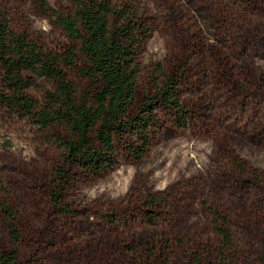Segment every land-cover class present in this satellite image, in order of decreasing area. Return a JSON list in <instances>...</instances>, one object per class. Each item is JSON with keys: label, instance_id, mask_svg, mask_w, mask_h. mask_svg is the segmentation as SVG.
Returning a JSON list of instances; mask_svg holds the SVG:
<instances>
[{"label": "trees", "instance_id": "1", "mask_svg": "<svg viewBox=\"0 0 264 264\" xmlns=\"http://www.w3.org/2000/svg\"><path fill=\"white\" fill-rule=\"evenodd\" d=\"M34 1L49 12V0ZM157 1L169 3L173 11L182 2ZM69 2L70 12L54 14L66 39L56 48L14 28L0 12V112L40 131L58 130L54 142L61 149L50 175L41 178L43 213L35 207L31 222L1 187L0 264H243L240 231L264 223V214L203 201L209 219L205 246L203 240L174 233L176 221L188 213L184 204L150 192L135 207L137 219L155 228L152 241L141 249L118 237L122 214L117 208L100 217L103 224L94 238L79 242V213L67 194L79 177L111 171L120 153L144 159L168 129L209 125L201 112L204 102L193 96L200 90V72L210 94L207 105L219 103L220 112L233 118L263 115L253 132L264 144V73L255 61L263 57L264 0H204L202 11L211 20L201 15L188 26L171 12L163 25L169 58L157 63L145 88L139 85L140 59L157 28L151 8L139 0ZM252 38L256 49L249 47ZM194 58L202 62L198 72ZM209 116L219 119L218 112ZM215 140L221 182L238 189L244 181L264 197V172L242 158L231 140ZM41 227H50L57 237L48 252L41 247L46 238ZM23 249L35 255L26 258Z\"/></svg>", "mask_w": 264, "mask_h": 264}, {"label": "rangeland", "instance_id": "2", "mask_svg": "<svg viewBox=\"0 0 264 264\" xmlns=\"http://www.w3.org/2000/svg\"><path fill=\"white\" fill-rule=\"evenodd\" d=\"M139 1L149 6L157 19V28L140 59L143 68L139 85L140 88H145L149 78L155 73L157 63L166 62L169 58L167 37L163 33V25L166 18L170 17L169 14L172 12L173 16L185 19L187 26L201 21V15L208 18L207 22L211 19L206 10L202 11L204 0H182L181 7L174 11L169 3L157 0ZM48 4L49 12H45L34 0H0V12L7 15L14 28L28 31L49 47L56 48L66 39L54 14L70 12L72 5L69 0H49ZM211 32L208 30L207 33ZM250 41V49L258 48L255 38ZM263 52L264 50L263 57L255 61L264 73ZM193 61L195 65L198 62L196 69L197 72L200 71L202 62L195 58ZM196 78L200 90L193 96L198 97L201 103L204 102L201 112L205 114V123L209 125H199L188 131L168 129L144 159L138 161L120 153L116 166L107 174L79 177L68 190L67 200L79 213L75 220L79 242L94 238L103 224L100 217L117 208L122 214L118 237L128 239L141 249L147 248L155 228L142 219H137L135 207L150 192L162 195L176 205L184 204L188 213L176 221L174 233L187 239L203 240L205 246L208 242L209 219L202 209L203 201L216 208L235 207L264 214V197L258 198L255 192L247 189L244 184L246 182L243 181L238 189L227 187L221 182L219 175L222 168L216 161L218 145L215 140V136L231 140L242 158L264 172L263 139L253 132V127L261 123L263 115L242 119L236 114L233 118V113L225 112L230 117L225 116L220 112L223 109L219 103H216V109L207 105L210 94L207 93L208 85L202 72L197 73ZM215 112L219 116L217 121L209 116ZM261 112L264 114V105ZM57 131H40L31 122L9 120L0 112V202L1 187L5 186L11 193L18 212L25 218L28 217V222L33 220L30 213L35 207L38 208L37 212L43 213L39 208L43 205L41 178L48 177L60 159L61 149L54 142ZM53 217L49 216L50 219ZM0 230L3 233L1 223ZM51 230L48 227L41 235L46 237L41 247L47 252L57 241ZM240 232L245 246L243 264H264V223L259 226H244ZM69 241L72 243L75 239L71 237ZM23 250L26 258L35 255V251Z\"/></svg>", "mask_w": 264, "mask_h": 264}]
</instances>
